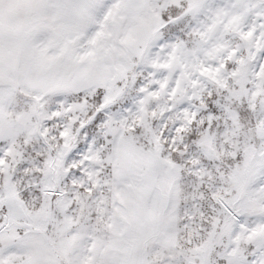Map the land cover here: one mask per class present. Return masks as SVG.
<instances>
[{
    "label": "snow or ice",
    "instance_id": "snow-or-ice-1",
    "mask_svg": "<svg viewBox=\"0 0 264 264\" xmlns=\"http://www.w3.org/2000/svg\"><path fill=\"white\" fill-rule=\"evenodd\" d=\"M0 264H264V0H0Z\"/></svg>",
    "mask_w": 264,
    "mask_h": 264
}]
</instances>
